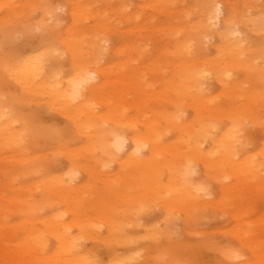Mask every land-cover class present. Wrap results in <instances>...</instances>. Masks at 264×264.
I'll list each match as a JSON object with an SVG mask.
<instances>
[{
  "label": "rangeland",
  "instance_id": "obj_1",
  "mask_svg": "<svg viewBox=\"0 0 264 264\" xmlns=\"http://www.w3.org/2000/svg\"><path fill=\"white\" fill-rule=\"evenodd\" d=\"M155 1L0 0V264H264V54L237 66L225 47L231 79L208 78L203 93L185 95L190 68L223 58L211 43L179 54L171 37L160 57L158 27L194 18L182 16L188 1L168 17ZM67 23L79 28L78 55ZM92 28L112 40L103 56L90 48ZM50 43L55 63L46 58L43 73L22 81L20 66L46 57ZM79 65L107 76L89 108L88 97L62 106ZM202 124L219 129L212 139L224 134V150L209 141L207 157L193 150ZM113 132L128 145L152 142L129 162L107 141Z\"/></svg>",
  "mask_w": 264,
  "mask_h": 264
},
{
  "label": "bare ground",
  "instance_id": "obj_2",
  "mask_svg": "<svg viewBox=\"0 0 264 264\" xmlns=\"http://www.w3.org/2000/svg\"><path fill=\"white\" fill-rule=\"evenodd\" d=\"M186 1H188V5L186 10L182 13V16L191 19L193 15L194 21L188 22L186 26H181L180 28L172 25L170 26L169 23H166L167 20L165 21V25L161 24L158 27L159 30L157 31H160L163 35L164 39L162 41L164 44H162L163 46L159 56L164 57V55L168 53L166 43L171 37L176 40L174 42V50L179 54H189V52L196 50L200 47V45L211 43V46L215 47L216 54H221L223 59L215 61L217 58L213 57V62L204 61L190 68L185 78V82H183L179 88L182 93L184 92L185 95H189L191 90L203 93L205 90V81L208 78H217L220 81L224 79L225 74L227 79H231V74H229L230 70H224L225 47L227 49L233 48L236 50L235 54H232V62L237 66V60H242V55L251 54L253 57L259 58L261 54H264V44H260L261 40H264V1L235 0V2H231L228 0H156L153 2V5L164 13L166 17H168L167 15H170L168 11H171V7ZM68 11L70 20L73 19V21H75L81 10L76 9V6H73V3H71V8H69L67 12ZM171 12L172 14H178V11ZM45 21L49 23L60 22V20L53 18L50 14ZM45 21L43 24L38 25L41 29H47L48 26H46ZM96 26L99 28L105 27L106 32L112 31V29L109 28L108 23H100L96 24ZM92 29L93 30L89 36L90 48L96 50V56H103L104 53H107L110 50L112 40L111 38L103 39L98 31H94V28ZM64 31L70 35L69 41L66 43V45H70L71 47L70 55H78L75 53L79 50L80 41L78 40L79 38H77L80 34L78 32L79 28L77 29L74 23H67L64 26ZM112 33V35L107 33L108 37L117 36L116 31H113ZM50 34L55 35L56 39L60 36L59 33L54 31L52 28H50L48 35ZM147 38L149 40L152 39V37L149 36ZM257 44H259V46L254 48ZM55 51L56 48L50 43L46 57L43 58V56L46 55L43 54L37 59H32L31 57L25 60L22 66H20L18 77L22 79V81L26 82L28 79L34 78L35 76L43 73L42 62L47 58V60L51 61V63H55ZM122 53L125 54L124 49L116 51V54ZM126 62L127 60L124 63ZM157 65L158 64L154 65L153 63L151 69H156ZM239 65L241 64L239 63ZM54 67L57 66L55 65ZM54 67L51 69L52 71L54 70ZM76 69L75 73L68 78L66 89L59 94L60 97L63 98L62 106L67 105L68 107L74 104L77 100H82V98L84 100L88 97V93H94L93 89L100 87L101 83L104 81V75L105 77L107 76V73L97 69H90L87 65H79ZM237 69L236 72H238ZM52 76L54 77L55 75L53 74ZM58 84V80L51 83L53 88H56ZM86 89L87 91H85ZM84 102H87V106L89 108V97ZM181 117L182 116L179 114H174L175 120L181 119ZM199 127V138L195 140L193 150H195L199 155L207 157L208 154H205V152L202 151L204 148L203 144L206 141L213 143L214 147L224 150L223 133H221V135L217 138L212 139V134H217L219 129H216V127L213 129V126L207 127L203 124ZM151 138V136L131 138L130 146L127 143V137H125V134H115V132H113V136L110 138L107 136V141L110 140V146L127 156V161L133 162L138 154H143V149L148 148L147 144H151ZM227 150L228 149H226V151ZM208 153L211 154L212 152L209 151ZM189 167L190 165H186V170H184L183 173V175H185L184 179L187 182L190 180L189 174L191 170L188 169ZM172 168L174 171L179 173L182 171L178 164L172 165ZM75 177L73 176L70 178L69 182H72L73 180L75 181ZM207 194L209 193L204 192L203 186H195V195L201 198V196L205 197Z\"/></svg>",
  "mask_w": 264,
  "mask_h": 264
}]
</instances>
